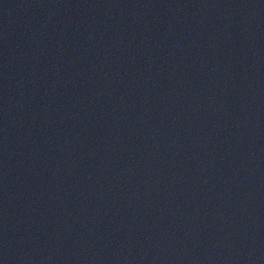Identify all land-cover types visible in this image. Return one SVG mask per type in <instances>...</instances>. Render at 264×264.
Listing matches in <instances>:
<instances>
[{
	"label": "water",
	"instance_id": "obj_1",
	"mask_svg": "<svg viewBox=\"0 0 264 264\" xmlns=\"http://www.w3.org/2000/svg\"><path fill=\"white\" fill-rule=\"evenodd\" d=\"M0 264H264V0H0Z\"/></svg>",
	"mask_w": 264,
	"mask_h": 264
}]
</instances>
